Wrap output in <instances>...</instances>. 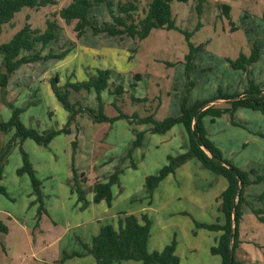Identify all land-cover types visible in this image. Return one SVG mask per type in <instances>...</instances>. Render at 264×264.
<instances>
[{
	"label": "rangeland",
	"instance_id": "374dc122",
	"mask_svg": "<svg viewBox=\"0 0 264 264\" xmlns=\"http://www.w3.org/2000/svg\"><path fill=\"white\" fill-rule=\"evenodd\" d=\"M72 1L58 0V4L38 9L23 8L3 25L0 45L27 22L44 31L47 20L54 19L53 13ZM113 1L118 12V2L126 0ZM198 2L174 0L176 28L153 29L143 40L94 33L91 28L79 37L74 29L76 21L67 23L59 18L61 39L49 43L42 53L65 51L66 55L23 64L8 75V102L24 109L20 119L26 126L40 131L61 129L68 123L69 112L54 93L52 78L56 76V87L65 90L67 81L85 80L98 69L108 68L112 72L111 88L121 84L125 92H103V112L108 120L97 121L88 112H79L70 131L56 135L49 145L30 138L24 141L23 148L42 180L45 210L40 214L30 176L17 172L23 164L19 144L12 145L2 180L9 195L0 194V218L9 227L8 233H0V264H96L92 255L75 253L85 251L84 244L91 242L102 225L111 223L118 227L121 212L148 215L149 251H161L175 241L180 264H221V256L211 252L221 231H211L197 223L224 221L220 205L227 178L193 157L162 179L149 195L146 176L156 174L168 163L169 155L185 152L188 135L183 124L152 133L150 124L139 122V118L150 114L157 120L178 116L184 103L192 107L213 100L220 92H243L249 88L250 80L264 89V0H203L200 9ZM223 4L230 6V16L223 12ZM147 7L148 1L143 0L140 8ZM90 18L101 27L113 21L106 4L94 7ZM255 44L263 57L248 71L235 68L231 61L241 54L249 56ZM192 49L193 67L188 70ZM2 63L0 52V73L5 71ZM70 90L72 102L79 101L98 114L94 90ZM1 98L0 86V118L7 121L12 109ZM214 104L229 106L224 100ZM75 106L78 109L81 105ZM134 114L140 117L134 118ZM203 123L208 137L227 160L246 171L251 179L264 176L262 112L242 106L214 121L206 115ZM13 132H0V144L5 148L10 145ZM139 132H144V138L141 145L134 147ZM129 150L132 154L127 157ZM118 167L122 172L119 183L112 187V205L106 201L94 203V192L87 189L89 203L82 208L77 193L72 191L75 175L80 180L84 174L83 186L88 188L98 177L107 176ZM263 193L264 179L245 186L239 236L256 243L252 253L264 262V222L254 212L264 209ZM246 257L243 260L249 264L250 258ZM114 264L143 262L122 260Z\"/></svg>",
	"mask_w": 264,
	"mask_h": 264
},
{
	"label": "trees",
	"instance_id": "16d2710c",
	"mask_svg": "<svg viewBox=\"0 0 264 264\" xmlns=\"http://www.w3.org/2000/svg\"><path fill=\"white\" fill-rule=\"evenodd\" d=\"M147 9H141L140 5L143 0H126L118 2V12L114 10L113 0H73L70 5L60 8L53 13L54 19L47 20V28L43 31L40 28H34L31 23H26L19 29L14 36L5 43L0 45V52L3 55L4 72L0 73V86L2 88V102L12 109L9 120L5 121L0 118V132L10 133L14 130L9 139L7 148L0 144V194L9 195L6 186L2 183L4 177L5 160L8 151L13 144H19L22 153L23 164L18 168L19 174L27 173L32 181L33 190L38 195L40 214L45 210L44 195L42 190V180L38 177L37 171L33 168L29 154L23 148L24 141L28 138L33 139L39 144L49 145L56 135L62 132L70 131V124L74 121L76 114L79 112H88L97 121L108 120L109 118L103 112V92L109 89L110 93H124V86L117 84L111 88L110 77L111 70L108 68L98 69L95 74L88 76L85 80L77 82H66V89L57 88L59 81L58 76L52 78L54 83V93L60 103L69 112L68 123L61 129H48L40 131L36 128L26 126L20 119L21 113L24 111L21 107H16L13 103L8 102L7 80L8 75L12 74L19 66L28 63H34L51 57L63 58L67 52L60 54L50 53L44 55L43 49L53 41L61 39L60 33L62 26L59 18L67 23L76 21L74 27L77 35L80 37L87 32L89 28L94 33L105 32L114 36L129 35L138 40L146 38L153 29L159 28H176L175 19L173 17L172 2L174 0H147ZM187 2L188 0H178ZM202 1L199 0L197 8H201ZM58 4V0H0V34L3 31V25L13 20L16 13L23 8H42L49 5ZM106 4L112 16V23H106L103 27L97 26L90 18L91 10L99 5ZM222 10L225 15L230 16V6L223 4ZM189 34V33H187ZM193 53L188 57L187 69L193 67ZM260 58V48L254 45L252 53L247 56H241L231 61L235 68L249 70L250 65L258 61ZM139 77V76H137ZM250 86L243 92L234 94L219 93L216 98L208 102H201L192 107H188L185 103L182 105V111L178 116H168L164 120H157L154 114L146 115L139 118V122L150 124L149 130L152 133H163L170 130L176 124H183L188 135L187 149L185 152L177 155H169L168 163L163 165L156 174H150L145 178V184L149 191V195L155 191L160 181L176 169L188 161L190 158L197 157L202 165L217 175L227 178L228 186L221 194L220 209L224 213L225 222L206 223L201 222L197 225L207 228L211 231H221L215 245L211 247L212 254L221 256V264H248L247 260L239 259L237 251L241 247L242 240L239 236V227L243 218L241 209L245 202V186L252 182L264 179V176H257L251 179L246 171L233 165L227 160L219 147L208 137L203 118L206 115L212 117L214 121L217 117H221L226 113L233 114L238 107L246 106L254 110H258L264 114V89L250 80ZM70 89L80 91L94 90L98 101L99 112L90 107H85L79 101L72 102L70 100ZM136 97H134L135 99ZM139 101H146L147 98H137ZM225 100L229 106H219L214 101ZM75 105H81L75 109ZM144 138V132H139L134 142V147L141 145ZM19 140V141H18ZM206 148V149H205ZM207 150L209 152H207ZM132 150H129L127 157H130ZM136 168V165L133 164ZM122 169L118 167L114 172L103 178L98 177L93 184L85 188L84 174L78 180L75 175V186L72 191L77 193L78 201L82 202V208L89 203L87 200V189L94 192L93 202L100 203L106 201L108 205H112L114 193L112 187L119 183V174ZM264 193L262 194V196ZM259 219L264 222V209L254 210ZM8 225L0 218V233H8ZM151 234V220L147 214L140 216L135 213L121 212L119 225L116 227L111 223L101 226L100 232L94 235L90 243H85V251L76 252L75 255L84 256L92 255L96 264H114L122 260H139L143 264H180V258L176 252V242L172 241L161 251H149L148 242Z\"/></svg>",
	"mask_w": 264,
	"mask_h": 264
},
{
	"label": "crops",
	"instance_id": "0c3cea01",
	"mask_svg": "<svg viewBox=\"0 0 264 264\" xmlns=\"http://www.w3.org/2000/svg\"><path fill=\"white\" fill-rule=\"evenodd\" d=\"M261 47H262V45H261ZM262 57H263V53H260V58L259 59H261ZM253 64H255V63H253ZM103 69H105V68H103ZM93 198H94V196H93ZM223 222H225V217H224V221H222V222L220 221V223H223ZM241 240H242V243H241V247L239 248L240 251L238 250L239 253L237 251V257L239 259H244V258H247L246 256L248 255V259L250 258L249 259V264H264V262L262 261V259H257V257H255L253 255V253H252V249L254 250V247L256 248V243L255 242H252V240L251 239H248V238L247 239H241ZM257 247H259V246H257ZM257 253L260 255V253L258 251H257Z\"/></svg>",
	"mask_w": 264,
	"mask_h": 264
},
{
	"label": "water",
	"instance_id": "95a60500",
	"mask_svg": "<svg viewBox=\"0 0 264 264\" xmlns=\"http://www.w3.org/2000/svg\"><path fill=\"white\" fill-rule=\"evenodd\" d=\"M224 101H225V100H224ZM214 102H215V101H214ZM214 102H213V103H214ZM205 149H206V148H205ZM207 152H209V151L207 150Z\"/></svg>",
	"mask_w": 264,
	"mask_h": 264
}]
</instances>
